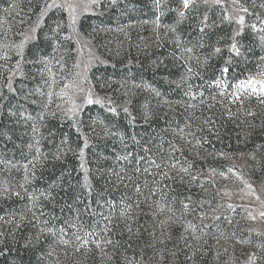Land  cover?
Wrapping results in <instances>:
<instances>
[{
    "label": "rangeland",
    "instance_id": "1",
    "mask_svg": "<svg viewBox=\"0 0 264 264\" xmlns=\"http://www.w3.org/2000/svg\"><path fill=\"white\" fill-rule=\"evenodd\" d=\"M0 264H264V0H0Z\"/></svg>",
    "mask_w": 264,
    "mask_h": 264
},
{
    "label": "snow or ice",
    "instance_id": "2",
    "mask_svg": "<svg viewBox=\"0 0 264 264\" xmlns=\"http://www.w3.org/2000/svg\"><path fill=\"white\" fill-rule=\"evenodd\" d=\"M157 3H159V0H157ZM191 3V0H183V7L184 8H188L189 7V4ZM49 7H51V5H49ZM72 7V6H70ZM73 11H75V8L73 7L72 8ZM181 15H183V13H181ZM75 22V20L73 19V23ZM242 22V21H241ZM253 28H255L256 26L253 25L252 26ZM217 52H219V49L216 50ZM226 71V70H225ZM88 103H93V100L91 99V96L89 95L88 97V100H87ZM98 102V101H97ZM81 155H83V153H81Z\"/></svg>",
    "mask_w": 264,
    "mask_h": 264
},
{
    "label": "trees",
    "instance_id": "3",
    "mask_svg": "<svg viewBox=\"0 0 264 264\" xmlns=\"http://www.w3.org/2000/svg\"><path fill=\"white\" fill-rule=\"evenodd\" d=\"M76 140H77V141H75L76 143H74V141L71 139V141L73 142V145L76 148L82 147L83 144H82V141L80 140L79 136H76ZM219 142H221V140H218V143H217V141L215 143L219 145ZM74 159H76V158H74Z\"/></svg>",
    "mask_w": 264,
    "mask_h": 264
}]
</instances>
